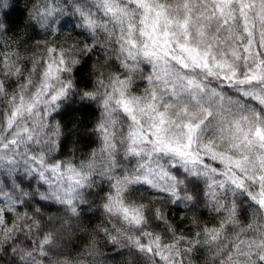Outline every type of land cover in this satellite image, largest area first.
Returning <instances> with one entry per match:
<instances>
[{
	"label": "snow or ice",
	"instance_id": "1",
	"mask_svg": "<svg viewBox=\"0 0 264 264\" xmlns=\"http://www.w3.org/2000/svg\"><path fill=\"white\" fill-rule=\"evenodd\" d=\"M17 7L2 264H264V0Z\"/></svg>",
	"mask_w": 264,
	"mask_h": 264
},
{
	"label": "trees",
	"instance_id": "2",
	"mask_svg": "<svg viewBox=\"0 0 264 264\" xmlns=\"http://www.w3.org/2000/svg\"><path fill=\"white\" fill-rule=\"evenodd\" d=\"M17 2H18V7L12 13L13 19L19 18L20 8H22V6H23V0H17ZM81 111L84 113L85 116H87V110L86 109H81ZM0 264H2V261H0Z\"/></svg>",
	"mask_w": 264,
	"mask_h": 264
}]
</instances>
